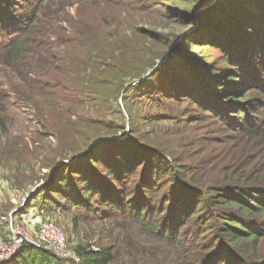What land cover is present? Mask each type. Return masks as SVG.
<instances>
[{"label": "trees", "instance_id": "trees-1", "mask_svg": "<svg viewBox=\"0 0 264 264\" xmlns=\"http://www.w3.org/2000/svg\"><path fill=\"white\" fill-rule=\"evenodd\" d=\"M46 1L0 0V65L9 64L15 70L16 62L25 60L29 52L45 53L47 49L35 42L33 34L41 39L48 35L37 26L47 18L58 24L66 12L62 8L55 14L43 12ZM227 2L230 6L224 11ZM213 7L209 15L200 10L206 27L201 33L195 32L196 39L190 44L203 52L214 48L215 58L207 67L185 66L179 72L185 84H176L164 93L178 103L199 108L194 120L209 116L207 123L219 126L217 131L225 134L205 140L221 145L224 155L216 157L220 153L212 155V150L207 155L189 151L178 157L174 151L156 145L154 139L135 137L105 140L89 147L85 120L79 117L73 128L70 120L55 123L54 104L53 110L44 114V120L50 122L47 132L60 139V130H64L72 149L67 162L52 164L53 169L41 181L39 187L46 190L44 203L39 204L41 212L55 218L49 213L50 207L67 204L91 210V200L97 197L100 204L111 205L113 211L126 214L147 233L173 247L174 258L167 264H264V0H215ZM179 13L182 20L187 19L185 12ZM77 16L89 19L82 13ZM70 19L64 21L73 23ZM94 37L98 44L104 40ZM158 40L170 44L164 37ZM90 41L73 45L84 57L80 84L85 86L80 90L83 96H96L91 105L96 111H105L104 100L119 96L148 60H141L139 66L133 65L137 63L133 54L127 58L112 52L102 55L95 52ZM130 49L128 46L127 51ZM92 58L93 67L87 70ZM66 78L74 79L71 74ZM103 80H108L109 89H102ZM71 92L79 94V90ZM57 124L62 127L57 128ZM104 130V135L116 132L108 126ZM166 149L167 153L163 151ZM43 152L40 170L48 166L45 164L50 158ZM5 180L10 190H19L12 180ZM73 250L79 264H111L115 259L110 246L85 243ZM9 261L70 264V258H59L30 244L23 245Z\"/></svg>", "mask_w": 264, "mask_h": 264}, {"label": "rangeland", "instance_id": "rangeland-1", "mask_svg": "<svg viewBox=\"0 0 264 264\" xmlns=\"http://www.w3.org/2000/svg\"><path fill=\"white\" fill-rule=\"evenodd\" d=\"M211 5L214 6L213 0H47L44 3L43 12L55 14L62 8L66 10L64 19L69 20L70 16L74 19H70L73 23L62 19L55 24L47 18L37 26L38 31L47 33V39L33 34L35 42L43 43L47 49L45 53L33 50L34 46H31L34 52H29L25 60L17 61L15 70L9 64L0 65V238L6 237L11 211L31 234L38 222L49 217L39 208L46 196V190L39 186L53 169L52 164L67 162L66 157L72 149L64 130H60V139L47 132L50 122L44 120V114L52 111L54 104V115L58 117L55 123L67 124L70 120L73 128L79 117L85 120V132L90 134L89 147L105 140L135 137L142 141L154 139L156 145L174 151L178 157L189 151L207 155L214 150L212 155H224L225 149L221 145L205 140L224 135L217 131L219 126L207 123L209 116L206 120H194V116L199 115V108L183 101L178 103L164 93L178 84H185L179 76L185 66L192 69L207 67L215 58L214 48L203 52L198 51L194 43L190 44L191 39H196L195 32L201 33L206 27L203 24L206 22L199 17L201 9L208 14ZM224 5V11H227L230 5L228 2ZM179 11L185 12L187 19L182 20ZM80 13L89 19L77 16ZM210 17L208 22L212 25ZM191 20L193 23L189 22ZM95 35L104 40L99 44L94 42ZM57 37L62 39L57 40ZM159 37H164L170 44L158 40ZM80 40H91L92 48L102 55L112 52L125 54L123 57L127 58L133 54L137 62L133 65L148 60L119 96L104 100L105 111H96L91 106L96 96H83L80 90L85 86L80 84L83 69L80 64L84 57L73 47ZM58 41L64 42L60 45ZM93 64L92 58L87 63V70ZM70 74L74 79L66 78ZM107 81L102 82L103 90L110 88ZM71 89L79 90V94ZM178 111L183 115L180 116ZM191 119L194 121L190 122ZM106 126L116 132L104 135ZM42 150L50 158L45 164L48 166L40 170ZM163 151L167 153L168 150ZM5 179L12 180L19 190H10ZM91 204V210L70 204L50 207L53 209L49 213L66 233L70 248L85 243L110 246L115 256L111 264H167L174 258L173 247L147 233L126 214L113 211L109 204H100L97 197L92 198ZM262 247L264 249V243ZM69 263L79 264L80 260L74 256Z\"/></svg>", "mask_w": 264, "mask_h": 264}, {"label": "built area", "instance_id": "built-area-1", "mask_svg": "<svg viewBox=\"0 0 264 264\" xmlns=\"http://www.w3.org/2000/svg\"><path fill=\"white\" fill-rule=\"evenodd\" d=\"M21 200L24 201L25 197L22 196ZM7 220L6 237L0 238V264L14 257L25 244L43 247L61 258L76 256L74 250L67 246L66 233L54 218L47 217L38 222L33 234L26 231L13 211L8 214Z\"/></svg>", "mask_w": 264, "mask_h": 264}, {"label": "water", "instance_id": "water-1", "mask_svg": "<svg viewBox=\"0 0 264 264\" xmlns=\"http://www.w3.org/2000/svg\"><path fill=\"white\" fill-rule=\"evenodd\" d=\"M215 0H213V2H214Z\"/></svg>", "mask_w": 264, "mask_h": 264}, {"label": "crops", "instance_id": "crops-1", "mask_svg": "<svg viewBox=\"0 0 264 264\" xmlns=\"http://www.w3.org/2000/svg\"><path fill=\"white\" fill-rule=\"evenodd\" d=\"M7 193V192H6Z\"/></svg>", "mask_w": 264, "mask_h": 264}]
</instances>
